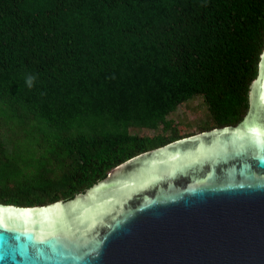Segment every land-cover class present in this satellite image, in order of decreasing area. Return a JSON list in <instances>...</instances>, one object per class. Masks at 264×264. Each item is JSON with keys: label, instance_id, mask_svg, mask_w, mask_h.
I'll return each mask as SVG.
<instances>
[{"label": "trees", "instance_id": "trees-1", "mask_svg": "<svg viewBox=\"0 0 264 264\" xmlns=\"http://www.w3.org/2000/svg\"><path fill=\"white\" fill-rule=\"evenodd\" d=\"M263 49L264 0H0V203L65 200L194 134L170 114L195 96L198 132L237 125Z\"/></svg>", "mask_w": 264, "mask_h": 264}, {"label": "water", "instance_id": "water-1", "mask_svg": "<svg viewBox=\"0 0 264 264\" xmlns=\"http://www.w3.org/2000/svg\"><path fill=\"white\" fill-rule=\"evenodd\" d=\"M248 110L73 196L0 203V264H264V49Z\"/></svg>", "mask_w": 264, "mask_h": 264}, {"label": "rangeland", "instance_id": "rangeland-1", "mask_svg": "<svg viewBox=\"0 0 264 264\" xmlns=\"http://www.w3.org/2000/svg\"><path fill=\"white\" fill-rule=\"evenodd\" d=\"M207 114L206 104L202 97L195 96L179 105L170 116L173 123L179 125L183 131L195 134L202 125L206 124L205 122H210Z\"/></svg>", "mask_w": 264, "mask_h": 264}, {"label": "clouds", "instance_id": "clouds-1", "mask_svg": "<svg viewBox=\"0 0 264 264\" xmlns=\"http://www.w3.org/2000/svg\"><path fill=\"white\" fill-rule=\"evenodd\" d=\"M36 79H37V77L35 75H32V74L27 75L25 78V83H26L27 87L30 89L32 87H34Z\"/></svg>", "mask_w": 264, "mask_h": 264}]
</instances>
